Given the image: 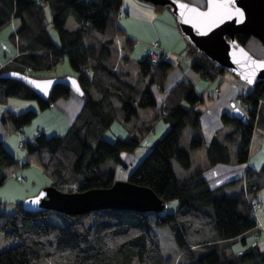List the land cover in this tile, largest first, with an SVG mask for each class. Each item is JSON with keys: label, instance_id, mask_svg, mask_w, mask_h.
<instances>
[{"label": "trees", "instance_id": "obj_1", "mask_svg": "<svg viewBox=\"0 0 264 264\" xmlns=\"http://www.w3.org/2000/svg\"><path fill=\"white\" fill-rule=\"evenodd\" d=\"M45 7L50 11V24L57 32L58 43L48 32ZM121 7L122 0H0V30L14 19L18 21V27L9 35L18 53L0 68V104L8 98L32 99L43 110L57 98L66 97L70 90L61 84L53 87L47 99H41L23 83L1 76L7 71H18L40 77L39 72L54 69L64 56L83 92L84 103L63 135L41 134L24 149V164L36 165L50 184L63 192H71L72 186L77 191L109 188L116 181L115 172H101L99 165L106 160H119L123 152H134L140 141L134 130L141 124H133L124 138L113 142L105 139L103 133L116 119L128 123L138 117L140 110L155 107L151 86L161 91L176 68L170 58L152 63L148 53L137 60V77L144 84L137 86L107 64L112 50L119 51L117 37H122L121 61L130 57L135 45V40L118 25ZM68 19L75 23V29H67ZM235 38L245 46L250 37L236 34ZM185 40L184 53L190 58V68L209 80L221 77L225 70ZM248 86L250 91L238 96L246 105L243 112L248 123L221 115L223 123L233 125L234 130L225 135V144L215 137L211 139L212 147L206 155L210 166L230 162L229 147L234 145L235 162L244 164L248 160L254 125L264 113V81ZM203 101L189 81L174 85L152 118L163 119L169 124L168 130L151 145L126 179L150 188L163 201L162 212L105 208L66 215L52 210L26 211L21 202L15 203L12 214L0 211V233L19 243L0 252V264H169L154 230L157 226H168L182 260L180 264H264V250L258 243L233 259L220 258L217 253L221 244L239 238L244 242V236L259 227L257 213L264 204L255 198V193L264 187V163L259 170L246 169L243 176L216 187L208 185L201 170L179 176L173 169V162L186 171L190 168V156L179 146V135L184 128L199 125ZM35 116L33 110L6 112L1 121L8 132L15 133ZM190 144L198 147L201 142L192 140ZM19 165V160L0 141V184L6 178V170L14 171ZM225 188H231L234 194L227 197ZM173 199L178 204L175 211L166 212L167 202ZM253 201L262 206L255 217L250 207ZM49 214L60 224L45 220ZM89 217L93 222L86 226L84 221ZM258 237L259 232L255 235Z\"/></svg>", "mask_w": 264, "mask_h": 264}, {"label": "rangeland", "instance_id": "obj_2", "mask_svg": "<svg viewBox=\"0 0 264 264\" xmlns=\"http://www.w3.org/2000/svg\"><path fill=\"white\" fill-rule=\"evenodd\" d=\"M196 7H204L205 0H180ZM45 13V23L48 28V32L51 38L58 43V35L56 30L51 27L50 24V11L48 7L44 8ZM121 15L118 18V25L127 34L132 35V38L136 42L135 50L130 55L131 60H139L146 54L151 52H159L160 50H165L164 46H170L172 49L179 50L182 45H186V40L181 34L178 25L175 20V16L172 14L169 8L161 6H153L141 0H122ZM17 21V20H16ZM18 22V21H17ZM17 22H15L17 24ZM67 29H75L77 26L72 21L68 19L66 24ZM14 31V23L11 22L9 25L0 30V46L3 43L8 42V48L11 49L12 46L9 45V35ZM140 39L141 43L138 42ZM253 39V38H252ZM144 43V44H143ZM121 43L117 42V45ZM156 44L157 50L152 49V45ZM248 50L258 58H263L262 53L256 52L251 47V43L247 45ZM147 49V50H146ZM142 50V51H141ZM2 54V52H1ZM9 57L12 52L7 53ZM4 57V55L2 54ZM5 58V57H4ZM172 62H176L177 58L173 55L171 56ZM119 53L117 49L112 50V56L107 61V64L112 65L116 69L119 65ZM10 62V61H8ZM176 64V63H175ZM13 67V64L11 65ZM58 69L63 71L74 73L73 69L70 67L67 58L64 56L62 61L57 65ZM57 69V70H58ZM49 71L39 72V74H46ZM224 74L235 80L236 85L243 86L249 89V86L242 82L236 75L225 71ZM45 78V77H43ZM204 80V79H203ZM207 85L196 86V92L199 93L204 101L200 105L201 114L199 117V125L197 127H186L179 135V146L187 151L190 156V170L188 173L193 172L195 169H201L204 179L207 181L208 185L211 187H216L221 185L224 179H236L239 177V171L237 166L242 165V163L235 162H220L213 166H207V150L212 147L211 139L213 134L216 132L221 138L224 134L229 133L233 130V126L229 123H223L222 113H226L232 116L233 103L236 107L240 106L238 101V96L243 95L244 91L241 87L229 85L225 88V81L215 78L214 81L204 80ZM203 81V82H204ZM219 88L220 93L215 94V89ZM152 109V108H151ZM154 110V109H153ZM135 119V118H134ZM37 120V119H36ZM33 122H36L35 120ZM136 121H131L128 123H123L119 119H116L108 129L103 133V137L108 141H115L117 138H124L127 134V130L133 126ZM34 123H29L24 127L29 126L32 130ZM149 124V125H147ZM149 130H141V128L148 127ZM169 124L163 119L159 118L148 123H142L135 127L134 133L139 137V145L134 150V152H123L120 155L119 160H106L104 163L99 165L101 172H115L116 180H125L141 161V159L150 150L151 145L162 137V135L168 130ZM125 132L122 136V132ZM10 140L14 139L12 153L13 156L19 160V166L17 169L6 170V178L2 184H0V202H2L3 209H14L15 203H20L27 197L38 194L42 189L41 185L50 180L45 176L39 168L31 164L25 165L26 162L25 154L26 150L17 147V142L23 140L26 137V133L10 134ZM198 140L201 145L198 147H191V141ZM235 149V147H229L230 152ZM214 153V152H213ZM217 156V155H215ZM218 157V156H217ZM121 170L119 173L118 170ZM14 174H12V172ZM19 177H23V180H19ZM226 181V180H225ZM36 183V184H34ZM221 183V184H220ZM227 197L232 194L229 188H225ZM258 197L264 204V187L259 190ZM177 200L173 199L167 202L166 212H173L177 207ZM1 208V207H0ZM45 220L52 221L60 224V222L49 214ZM85 225H90L93 222V218L89 217L85 219ZM155 233L159 237L160 248L164 257L168 258L169 264H180L181 257L179 252L176 250V244L174 242L173 236L170 233L168 226H157L155 227ZM259 232V237L256 239L255 235ZM233 241L225 242L221 244L222 248L217 251L220 258L226 257L228 259H233L237 253L246 249L254 243H258L261 250H264V228L259 227L253 228L244 236ZM15 239L12 237H6L3 233H0V252L8 247H13Z\"/></svg>", "mask_w": 264, "mask_h": 264}, {"label": "water", "instance_id": "obj_3", "mask_svg": "<svg viewBox=\"0 0 264 264\" xmlns=\"http://www.w3.org/2000/svg\"><path fill=\"white\" fill-rule=\"evenodd\" d=\"M141 1L169 8L181 34L218 67L250 86L264 81V58L253 55L235 38L236 34L253 37L264 47V0H205L202 8L180 0ZM1 76L23 83L41 99H47L57 84L83 97L77 79L70 75L43 78L7 71ZM232 106V117L248 123L242 110L233 103ZM21 203L26 211L52 210L66 215H83L105 208L140 212H162L165 208L150 188L128 180H116L109 188L77 192H63L50 184Z\"/></svg>", "mask_w": 264, "mask_h": 264}, {"label": "crops", "instance_id": "obj_4", "mask_svg": "<svg viewBox=\"0 0 264 264\" xmlns=\"http://www.w3.org/2000/svg\"><path fill=\"white\" fill-rule=\"evenodd\" d=\"M12 22L14 23V31H15L16 28L18 27V22L15 19L12 20ZM15 22H17V24ZM126 35H127V37H130L131 39H133L132 35L127 34V32H126ZM252 38L253 37H250L246 44L251 43V47L254 50H256V52L262 53L264 55V47L255 38H253V39ZM121 39H122V37H117L116 42L121 43ZM136 40H138V42L141 43L140 39H136ZM7 45H8V42L3 43V45L0 46V68L5 66L6 64H8L7 62L11 61L16 56V54L18 53V52H16V47L14 44L9 42V45L12 46L11 49H9ZM120 45H117L118 49H119L118 53L121 52ZM136 45L137 44L135 42L133 51L135 50ZM164 48L166 51L170 52V61L171 62H172L171 56L174 55L177 58L176 59L177 61L174 62V64L176 63V68L168 75L167 80L164 84V87L161 91L158 90V88L155 85L151 86V91L153 92V95L155 97L157 105L155 107H152V109L146 108V109L140 110L138 117L133 120V121H136L134 124L148 123L149 121H151L152 118L154 116H156L158 113L159 103L164 99V97L168 94V92L174 87V85L177 82H179L181 80H187L193 85L194 88H196V86H198V85L199 86L207 85V83L204 80H206V81L209 80L208 78L201 77L199 74L195 73L190 68V66H189L190 58L188 56H186V54L184 53L185 44H184V46L182 45V47L179 50L172 49L170 46H164ZM1 52L5 58L2 56ZM8 52H12V55L10 57L7 54ZM119 59H120V54H119ZM132 59L133 60H131V58L129 57L128 59H126L124 61L120 60L118 62L119 65H117L116 69L113 68V70L117 74L121 75V77L123 79H125L127 82H129L130 84H137V86H139L141 84L143 86L144 84L139 83V80L137 77V71H138L137 60H135L134 58H132ZM57 69L58 68L56 66L54 69L49 70V72H46V74H40L39 76L45 77V78L60 77V76H65V75L74 76V73H69V72L63 71L61 69H58V70ZM215 78H219V79L224 78L225 83H226L225 88H228L229 85H231L230 83H228V81H231L234 83V85L232 84V86H237L238 88L241 87L238 84L236 85V82L233 78L226 76L224 73H222L221 77L216 76ZM214 80L215 79H212L209 81H214ZM241 88L243 91H246V92L250 91V89L244 88L243 86ZM94 97H97V94H94ZM238 101H240L239 98H238ZM83 103H84V101H83L82 97H78L77 95H75L71 91L66 97L57 98L50 107L43 109V110H41L39 108L36 100L8 98V100L5 103L0 104V141L12 153L14 139L9 141L11 139L9 135L12 133L8 132L4 128L2 121H1L2 116L6 112H11L14 114H19V113L25 112L27 110H33L36 112V116L30 122V124L34 123L32 126V130H31V128H29V126H27V127H22L21 130L15 132L18 135L20 134V132L26 133V137H23L24 139L32 137L38 131H41L42 134L46 137H50L53 135L60 136V135H63L66 132V130L69 128L70 124L73 122L76 115L80 111ZM34 120L36 122H33ZM233 130H234V127H233ZM15 133H13V134H15ZM124 133L125 132L123 131L122 136ZM226 134H224L220 138L218 136V133L216 132L215 134H213L212 139L215 137L225 144L224 137ZM233 147H235V149L233 150V152L232 151L230 152V162H235V151H236L237 146L234 145ZM263 163H264V113H263V117L258 118L257 122L254 125L252 138H251V142H250V146H249V154H248L247 162L240 165V166H237V169L239 171V174H238L239 177L244 175L246 169H252L255 171L259 170V168L261 167V165ZM207 166H210L208 162H207ZM173 169L176 172V174H178L179 176L185 175L190 170V168L187 171L182 169L175 162H173ZM196 170H201V169H195L194 171H196ZM201 172H202V170H201ZM41 173H42V171H41ZM239 177H237V178H239ZM228 178L229 179H224L222 184L233 180L232 177H228ZM34 184H36V183H34ZM47 185H50V183H48V182L44 183L43 185H41V188H43L44 186H47ZM230 189L231 188H229V191L231 192L230 194H234V192L231 191ZM259 192L260 191L255 193V198H257V199L259 198L258 197ZM259 199H261V198H259ZM261 200H263V199H261ZM0 207H1L0 211L4 212L5 214H12L14 212V209L7 211L9 209H7V210L3 209L2 205ZM257 220H258L261 228H264V209H261L258 211ZM18 243H19V240L15 239L14 244H18Z\"/></svg>", "mask_w": 264, "mask_h": 264}, {"label": "built area", "instance_id": "obj_5", "mask_svg": "<svg viewBox=\"0 0 264 264\" xmlns=\"http://www.w3.org/2000/svg\"><path fill=\"white\" fill-rule=\"evenodd\" d=\"M122 13H121V10H120V13H119V15H121ZM152 47V49L153 50H157L158 49V47L156 46V44H154V45H152L151 46ZM170 58V52L169 51H166V50H160L159 52H151L150 53V61L152 62V63H155L156 61H158L159 59H162V60H168ZM223 81H225L224 80V78H223ZM228 83H230L231 85L233 84L234 85V83L233 82H231V81H228ZM220 93V91H219V88H216L215 89V94L216 95H218ZM246 93H248V92H246V91H244V94H246ZM239 103H240V106H238L242 111H244V109H245V103H244V101H242V100H240L239 101ZM42 134V132H37L33 137H29V138H27V139H25V140H20L19 142H18V148H20V149H25V147L27 146V145H31V144H33L34 143V141H35V139L36 138H38L40 135ZM119 171H121V170H119ZM12 174H14V173H12ZM19 180H23V177H19L18 178ZM72 191L71 192H77V189H76V187L75 186H72ZM250 207H251V210H252V212H253V216L255 217V213H256V211L258 210V209H260L262 206H261V203L260 202H258V201H253L252 203H251V205H250Z\"/></svg>", "mask_w": 264, "mask_h": 264}]
</instances>
